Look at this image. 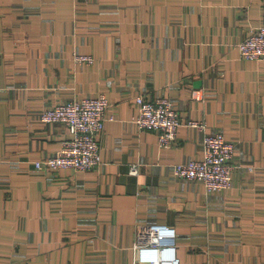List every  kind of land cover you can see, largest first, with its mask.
I'll return each instance as SVG.
<instances>
[{
  "label": "crops",
  "instance_id": "1",
  "mask_svg": "<svg viewBox=\"0 0 264 264\" xmlns=\"http://www.w3.org/2000/svg\"><path fill=\"white\" fill-rule=\"evenodd\" d=\"M263 23L264 0H0V264H136L149 224L179 264H264V62L236 47ZM142 93L178 111L172 146L132 122ZM98 94L101 164L36 169L69 136L39 113ZM189 119L234 143L229 188L173 173L202 154Z\"/></svg>",
  "mask_w": 264,
  "mask_h": 264
},
{
  "label": "built area",
  "instance_id": "2",
  "mask_svg": "<svg viewBox=\"0 0 264 264\" xmlns=\"http://www.w3.org/2000/svg\"><path fill=\"white\" fill-rule=\"evenodd\" d=\"M239 56L264 62V23L250 30L237 44ZM75 59L91 63L89 54H76ZM136 114L132 122L139 129H152L157 133L161 147L175 143L177 128L181 124L178 111L164 96L153 99L145 94L135 97ZM108 99L103 94L73 98L45 107L39 113L42 122H57L67 128L69 136L49 157L34 162L38 170L55 171L59 168L89 170L101 164L98 135L107 120H112ZM187 126L203 131L201 157L173 164V173L185 180H196L207 191H222L231 186L234 165V143L222 132H207L202 120L189 119ZM138 164L129 166V173L136 174ZM133 245L136 264H179L176 255L174 229L163 224L140 225L135 230Z\"/></svg>",
  "mask_w": 264,
  "mask_h": 264
}]
</instances>
